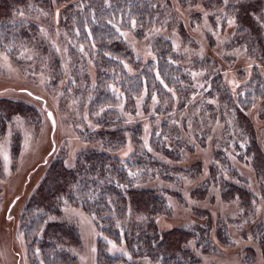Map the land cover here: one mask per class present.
<instances>
[{"label":"rangeland","instance_id":"1","mask_svg":"<svg viewBox=\"0 0 264 264\" xmlns=\"http://www.w3.org/2000/svg\"><path fill=\"white\" fill-rule=\"evenodd\" d=\"M55 1L54 8L42 1L20 7L14 17L37 25L32 32L33 38H22L21 43L15 46L16 54L11 51L12 47L7 48L10 55L0 48V96L20 98L39 107L42 98L48 100L36 118L15 116L3 132L0 130V264H31L17 224L24 202L32 196L44 174L42 161L51 149V136L59 146L58 156L64 157L70 167L74 166L82 150L89 147H97L101 152L122 160L133 154L143 157L149 150L157 160L148 165V174L138 175L132 184L138 188L155 189L163 196L166 210L152 216L161 233L178 227L185 230L194 228L196 237L190 240L189 249L193 256L202 257L203 264H244L245 253L250 249L255 251V256L248 263L264 264V245L260 247L259 237V229L264 226V174L260 173L259 180L252 178L253 167L247 155L243 161L233 160L235 152L243 149L252 137L241 130L230 106H224L208 95L207 89L212 92V85L198 89L202 84L197 80L188 93L192 103L187 116H184L182 108L177 111L181 102H177L176 112L171 114L161 108L154 109L157 100L149 109L143 107L140 98L133 99L128 105L117 77L113 78L115 81L110 87L118 95L116 103L110 105L112 110H104L98 103L91 107L95 90L100 87L97 66L90 59V47L77 38L74 23L58 16V10L64 9L67 1ZM169 1L163 7L166 11L150 27L139 29L134 26L122 31L124 44L135 57L147 61L153 55L152 39L160 33L170 37L176 51L180 52L178 58H182L181 63L188 69L195 58L214 55L223 62L222 65L233 61L234 65L229 63L232 64L231 80L244 78L252 71L248 66L249 57L242 56L247 55L246 47L233 37L244 25L242 10L237 7L256 0H201L202 3L199 0H173L174 6ZM261 1L255 17L264 36V0ZM240 65L242 75L237 70ZM75 71H80L77 89L70 86L75 84ZM117 116L130 124L124 129L130 141L124 146L116 142L113 145L108 133L105 136L104 132L110 128L111 119ZM259 124L263 128L259 140L264 149L262 114ZM135 129L140 133L137 137L142 141L140 144L132 135ZM17 147H20L18 158L15 157L10 164V150ZM211 149H216L215 157L204 161L203 171H195L193 163L198 162L196 158H204L200 155ZM218 151L221 152L218 154ZM36 152L35 158L33 154ZM21 160L25 168L20 178L15 179L10 172L18 171ZM239 180L255 184L257 196L252 197L248 204L238 196L227 199L223 196L225 181ZM200 189L206 191L203 193ZM119 215L123 216L122 222L128 229L136 221L148 226L151 218L150 214L136 212L133 208ZM54 217L74 221L80 228L82 246L78 264H98L97 239L101 232L95 218L69 204H64L62 214ZM222 226L227 243L216 235ZM202 233H206L204 235L210 245H203ZM34 257L38 264H43L37 252Z\"/></svg>","mask_w":264,"mask_h":264},{"label":"trees","instance_id":"2","mask_svg":"<svg viewBox=\"0 0 264 264\" xmlns=\"http://www.w3.org/2000/svg\"><path fill=\"white\" fill-rule=\"evenodd\" d=\"M41 1L49 7L56 6L55 0H0V48L7 55H10L7 52L8 47H12L11 51L16 54L15 46L21 43L22 38H33L32 32L37 26L29 20L17 19L14 14L18 13L20 7L29 5V2L39 4ZM64 1H67V6L61 11L58 10V16L74 23L78 32L77 38L90 47V59L97 66V82L100 87L95 90L91 107L98 103L100 108L112 110L110 105L116 103L118 95L110 87L115 81L113 78L118 77L128 105H131L133 99L140 98L143 107L149 109L157 100L153 105L154 109L161 108L171 114L176 112L177 102H181L177 111L182 108L184 116H187L192 103V99L188 97V93L192 91L191 86L196 80L202 84L198 89L204 85L207 89L212 85V92L207 89L208 95L221 101L224 106L229 105L241 130L252 137L245 143L244 148L241 145L243 149L235 152L233 160L243 161V157L247 155L248 162L253 167L252 178L260 179V173L264 174V149L259 140L260 131L263 129L259 121L261 122V114L264 116V36L261 35L255 15L261 8V0L237 7L242 10L244 25L239 27L233 39L238 43L242 42L246 47L247 55L242 56L249 57L248 66L252 67V71L245 74L244 78H234L235 80H231L233 75L230 73L233 61L229 62L231 65H222L223 62L214 55L195 58L189 69L186 68L181 63L182 58H178L180 52L176 51L173 41L160 33L152 39L150 47L153 55L147 61L135 57L134 52L124 44L122 31L134 26L143 29L153 25L166 11L163 7L168 0ZM169 2L174 6L173 0ZM240 69L241 65L237 70L242 75ZM79 72L75 71V84H70L73 89H77L79 84ZM47 101L45 97L42 98L39 107L20 98L0 96V130L3 132L15 116L36 118L43 111L44 105L48 104ZM111 120L113 124L109 122L111 126L104 130L105 136L108 133L113 145L116 142L124 146L130 141L127 131L124 130L130 124H126L123 117L117 116ZM132 133L136 143L140 144L141 139H137L140 133L136 129ZM52 137L51 149L42 161L45 165L44 174L32 196L24 202L17 224L23 235L25 254L31 264H38L34 257L36 252L43 264H78L82 246L80 228L74 221L54 217L62 214L64 204L83 209L95 218L96 226L101 232L97 239L98 264H193L194 260V264H203L202 257L193 256L189 249V242L196 237V230L178 227L161 233L152 216L166 210L163 196L155 189L138 188L132 184V180L138 178V175L148 174V165L157 160L149 150L145 151L143 157L133 154L129 159L122 160L110 153L101 152L97 147H89L82 150L74 166L70 167L64 157L58 156L59 146ZM118 139H121L120 142H117ZM185 141L190 143L189 139ZM19 153L20 147L10 150V164L15 157L18 158ZM215 155L216 149L204 151L203 156L200 155L204 158L197 157L198 162L193 163L195 171H203L204 161H209ZM23 160L18 165V171L10 170L15 179L20 178L25 168ZM211 164L217 173L213 160ZM164 166L166 167L165 164ZM208 170L210 173L211 169ZM225 185L223 196L226 199L238 196L244 204H248L252 197L257 196L255 184L250 185L239 180L225 181ZM200 191L204 193L206 189ZM130 208L142 214H150L148 226L144 222L136 221L128 229L122 222L123 216L119 214H125ZM204 234L200 235L203 245H210ZM216 235L225 243L228 242L223 226L217 230ZM259 237L262 247L264 226L259 229ZM245 256L243 263L249 264L255 251L250 249Z\"/></svg>","mask_w":264,"mask_h":264}]
</instances>
